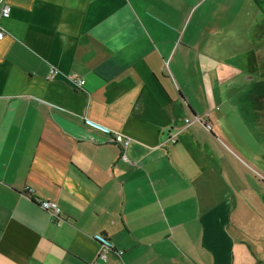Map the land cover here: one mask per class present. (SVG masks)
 Here are the masks:
<instances>
[{
	"label": "crops",
	"instance_id": "obj_1",
	"mask_svg": "<svg viewBox=\"0 0 264 264\" xmlns=\"http://www.w3.org/2000/svg\"><path fill=\"white\" fill-rule=\"evenodd\" d=\"M2 4L0 264H264V0Z\"/></svg>",
	"mask_w": 264,
	"mask_h": 264
},
{
	"label": "built area",
	"instance_id": "obj_2",
	"mask_svg": "<svg viewBox=\"0 0 264 264\" xmlns=\"http://www.w3.org/2000/svg\"><path fill=\"white\" fill-rule=\"evenodd\" d=\"M11 9L9 7V5L7 4H2L0 5V19H5L8 18L10 15ZM2 32H0V39L2 38ZM50 74H56L57 71L55 69H50L49 71ZM73 84L78 85V86H82L84 84L83 80H80L77 82H73ZM195 121L199 122V124H201L204 128L209 130V125L205 122L204 117H194ZM191 120L189 121L188 118H185L183 120V126H187L188 124H190ZM102 130V129H101ZM104 132H106L105 130H102ZM107 133V132H106ZM112 140L118 144H120L121 148H124L127 144L126 141L122 140L120 136L115 135L113 137ZM171 143H174L175 140L174 139H170L169 140ZM38 205L39 207L50 213L51 216L53 217L54 221L58 220V212H57V207L56 204L52 201H47V200H40L38 201ZM99 248H98V252H97V261L101 262V263H105L107 261V256L109 254V252H111V246L107 243V241L105 240H100L99 241ZM114 253H116L117 255H120L122 252L121 251H113Z\"/></svg>",
	"mask_w": 264,
	"mask_h": 264
},
{
	"label": "flooded vegetation",
	"instance_id": "obj_3",
	"mask_svg": "<svg viewBox=\"0 0 264 264\" xmlns=\"http://www.w3.org/2000/svg\"><path fill=\"white\" fill-rule=\"evenodd\" d=\"M263 122H264V117H263Z\"/></svg>",
	"mask_w": 264,
	"mask_h": 264
},
{
	"label": "rangeland",
	"instance_id": "obj_4",
	"mask_svg": "<svg viewBox=\"0 0 264 264\" xmlns=\"http://www.w3.org/2000/svg\"><path fill=\"white\" fill-rule=\"evenodd\" d=\"M258 85V84H257ZM258 96V94H256Z\"/></svg>",
	"mask_w": 264,
	"mask_h": 264
},
{
	"label": "trees",
	"instance_id": "obj_5",
	"mask_svg": "<svg viewBox=\"0 0 264 264\" xmlns=\"http://www.w3.org/2000/svg\"><path fill=\"white\" fill-rule=\"evenodd\" d=\"M27 194V193H26ZM30 196V195H29Z\"/></svg>",
	"mask_w": 264,
	"mask_h": 264
}]
</instances>
